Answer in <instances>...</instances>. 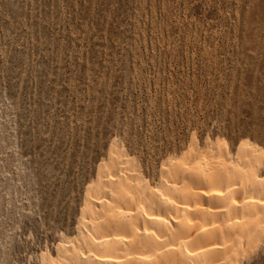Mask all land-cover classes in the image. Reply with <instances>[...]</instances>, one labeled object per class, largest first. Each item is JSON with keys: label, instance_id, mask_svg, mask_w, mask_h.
Instances as JSON below:
<instances>
[{"label": "rangeland", "instance_id": "rangeland-1", "mask_svg": "<svg viewBox=\"0 0 264 264\" xmlns=\"http://www.w3.org/2000/svg\"><path fill=\"white\" fill-rule=\"evenodd\" d=\"M193 141L264 153V0H0V264L76 231L115 146L156 179Z\"/></svg>", "mask_w": 264, "mask_h": 264}, {"label": "bare ground", "instance_id": "bare-ground-1", "mask_svg": "<svg viewBox=\"0 0 264 264\" xmlns=\"http://www.w3.org/2000/svg\"><path fill=\"white\" fill-rule=\"evenodd\" d=\"M230 148L193 141L150 179L115 146L41 264H241L264 245V153Z\"/></svg>", "mask_w": 264, "mask_h": 264}]
</instances>
